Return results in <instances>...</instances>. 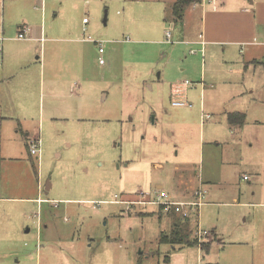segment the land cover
Masks as SVG:
<instances>
[{
    "label": "rangeland",
    "instance_id": "obj_1",
    "mask_svg": "<svg viewBox=\"0 0 264 264\" xmlns=\"http://www.w3.org/2000/svg\"><path fill=\"white\" fill-rule=\"evenodd\" d=\"M76 4V17L90 19L88 33L104 41L105 53L100 54L104 63L91 46L84 72L90 77V93L83 99L87 112L80 120L46 118L45 124L42 120L44 155L36 166L24 146H15L10 157L2 151L0 196L17 199L8 203L9 212L0 201V264H198L195 245L175 249L161 241V234L170 233L181 221L180 215L158 204L139 203L152 200L157 189L184 200L200 189L198 185L206 190L207 201L199 211V227L209 234L199 240L196 224L191 223L190 238L201 247L212 241L205 258L199 256L200 264H264V65L256 74L251 69L243 74L249 87L255 83L257 95L229 103L231 109L247 114L243 128L234 135L220 129L211 138L208 122L214 117L205 119L202 168L199 163L195 169L179 167L177 179L181 138L186 144L198 141L199 131L194 113L182 114L187 121L177 113L176 125L167 112L173 104L172 88L187 80H166V65L176 63L170 58L167 64L162 54L178 45L123 34L122 21H114L123 14L118 0H76ZM180 62L175 65L178 69L184 66ZM188 81L190 92L195 83ZM163 94L168 99L164 109L157 103ZM29 122L34 129L32 116L26 125ZM40 127L37 122V130ZM211 139L222 142L212 154ZM160 161L162 167L153 166ZM39 176L41 186L46 187L48 180L52 184L47 194L45 188L41 191L44 199H39ZM22 197L35 200L22 202Z\"/></svg>",
    "mask_w": 264,
    "mask_h": 264
},
{
    "label": "crops",
    "instance_id": "obj_2",
    "mask_svg": "<svg viewBox=\"0 0 264 264\" xmlns=\"http://www.w3.org/2000/svg\"><path fill=\"white\" fill-rule=\"evenodd\" d=\"M177 1L118 0L123 14L121 18H114V21H122V30H125L123 34L131 33L132 36L145 37L163 44H177V47H169L162 54V57L167 58V64L172 58L176 63L166 65V80H194L195 86L187 94L190 104L176 106L170 103L167 109L176 125L180 122L177 113L182 120L184 116L193 113L197 117L198 141L190 139L186 144L178 129L183 142L176 154L181 161L176 163L175 168L178 179L179 167L194 168L199 163V168H202L200 161L206 151L205 119L209 121L214 117L208 122L211 138L214 136L212 133H219L220 129L237 134L246 123L247 114L234 107L231 109L229 103L246 102L249 99L247 95H257L252 88L255 83L249 87L243 74L246 75L249 69L256 74L260 64L264 65V0H218L215 4L199 1L185 7L181 16L174 12ZM135 5L137 11L133 10ZM70 8L72 14L69 13ZM78 8L76 0H0V161L3 150L8 151L10 157L12 154L9 151L15 146L28 149L29 139L39 133L42 138V120L44 124L46 118L80 120L82 112H87L88 107L83 100L85 94L90 93V77L84 73L90 64L87 57L93 52V45L95 54L100 56L105 52L99 51L100 43L104 45V41L88 33L90 19L85 22L84 19L88 17L84 16L82 21L76 17L75 9ZM66 12L68 15H65ZM61 13L64 14L62 17ZM107 21H110V17ZM135 22L138 25L131 28V23ZM24 28L27 33L21 38L19 34ZM184 50L185 58L181 55ZM179 60L184 61L180 69L176 67L181 63ZM176 69L181 72L177 73ZM167 102L164 94L157 101L163 109ZM239 112L246 115L244 123L231 122L230 113ZM30 116L32 122H36L34 129L31 128V122L26 125ZM166 120L171 124L170 118ZM37 122L41 125L39 130L36 128ZM9 128H13L14 132L8 131ZM221 144L211 139L209 153L219 149ZM29 156L32 165L36 166V157L30 152ZM23 161L28 172L27 160ZM153 166L162 167L163 163L155 162ZM40 181L39 176V199H44L41 191L45 188L47 194L52 184L48 180L45 187L43 184L41 186ZM22 198V202L35 200L32 197ZM14 199L17 198L11 195L0 196V201L6 203L4 209L7 212L10 211L8 203ZM190 220L195 225V219ZM39 222L41 225L42 217H39L38 225ZM211 243L206 247L195 245L198 249V264L199 256L205 258L204 251L208 252ZM64 259L68 261V258ZM167 260L170 261V258Z\"/></svg>",
    "mask_w": 264,
    "mask_h": 264
},
{
    "label": "built area",
    "instance_id": "obj_3",
    "mask_svg": "<svg viewBox=\"0 0 264 264\" xmlns=\"http://www.w3.org/2000/svg\"><path fill=\"white\" fill-rule=\"evenodd\" d=\"M218 0H201L200 2L204 3H214ZM85 22L88 21V18L84 19ZM27 29L24 28L20 34L19 37L23 38L26 36ZM168 37H170V33L168 34ZM99 51L101 53L104 52V45L103 42L100 43ZM100 62L104 63V59L101 57ZM183 85L175 84V86L172 88V97H173V105L176 106H185L189 105V101L187 99V91L188 86L191 84L188 80L185 82H182ZM28 149L31 155L36 157L38 162L41 161L42 154H43V141L42 138L39 136H36L35 138H31L28 140ZM247 178V176H245ZM197 187H200V189H197L194 191V194H192L191 197L186 198L184 200L180 199H174L170 195V193L163 189H157L154 196L152 197V200H141L139 203L141 204H158L160 206H163V209L165 211H174L177 214L180 215V217L183 220L186 219H195V224L197 228V238L199 240H203L206 238L207 234H209V231L203 230L199 227V211L201 206L205 203V194L206 190L202 189L200 185ZM145 194V193H144ZM143 194V195H144ZM122 203L131 204L135 202H129V201H120Z\"/></svg>",
    "mask_w": 264,
    "mask_h": 264
},
{
    "label": "trees",
    "instance_id": "obj_4",
    "mask_svg": "<svg viewBox=\"0 0 264 264\" xmlns=\"http://www.w3.org/2000/svg\"><path fill=\"white\" fill-rule=\"evenodd\" d=\"M199 1L201 0H178L174 4V12L175 14L181 16L185 7ZM245 119H246L245 113H240V112L230 113L229 115V120L234 123H240V124L244 123ZM173 213L176 212L173 211ZM180 220H181L180 222L184 224H181L180 222H175L170 233L161 234V241L163 243H169L174 246L196 245L198 241L196 239L193 240L190 238V232H191L190 224L192 223V221L190 219L183 220L182 218ZM167 259H169V256L167 257Z\"/></svg>",
    "mask_w": 264,
    "mask_h": 264
},
{
    "label": "water",
    "instance_id": "obj_5",
    "mask_svg": "<svg viewBox=\"0 0 264 264\" xmlns=\"http://www.w3.org/2000/svg\"><path fill=\"white\" fill-rule=\"evenodd\" d=\"M106 17H107V15L105 16V18H104V22L106 23ZM47 192V191H46Z\"/></svg>",
    "mask_w": 264,
    "mask_h": 264
}]
</instances>
